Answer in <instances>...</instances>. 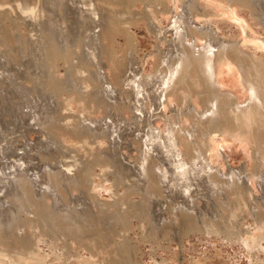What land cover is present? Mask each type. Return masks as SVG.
<instances>
[{"label":"rangeland","instance_id":"1","mask_svg":"<svg viewBox=\"0 0 264 264\" xmlns=\"http://www.w3.org/2000/svg\"><path fill=\"white\" fill-rule=\"evenodd\" d=\"M41 1H25L43 5L34 19L1 0L0 253L10 264H264V240L253 241L264 136L210 133L218 114L196 111L212 107V94L162 85L184 20L185 46L216 44L219 95L248 108L237 59L264 78V0H192L200 12L188 16L184 0H98L99 19L88 2ZM174 135L185 168L196 167L186 193L161 146Z\"/></svg>","mask_w":264,"mask_h":264},{"label":"bare ground","instance_id":"2","mask_svg":"<svg viewBox=\"0 0 264 264\" xmlns=\"http://www.w3.org/2000/svg\"><path fill=\"white\" fill-rule=\"evenodd\" d=\"M18 4V11H20V13L22 14V16L24 15H27L28 17H35V18H39L41 16V10L38 9L39 6H43L42 4H40L39 6H36V7H31L30 4L28 2H25L26 0L22 1V0H15ZM37 1V0H36ZM39 1V0H38ZM41 1V0H40ZM54 1V0H53ZM79 1H82V3H87L86 5H88V7H90L92 14H99V12L101 13V9H98L99 7L101 8L102 5H100L98 2V0H79ZM34 2V1H33ZM42 2V1H41ZM40 2V3H41ZM3 3V4H1ZM102 3V1H101ZM6 4V3H5ZM33 4V3H32ZM44 4V3H43ZM76 4V3H75ZM5 6L4 5V2H1L0 0V7L1 6ZM38 5V4H36ZM53 4L50 5V9H51V6ZM82 5V4H81ZM100 5V6H99ZM184 9L187 11L186 13V16L188 15H194L195 12H200V9H199V5L197 2H193L192 0H184ZM35 6V5H33ZM48 6V5H47ZM46 6V3H45V7L42 8V9H45L47 8ZM54 6V5H53ZM77 6V5H75ZM86 7V6H85ZM87 7V8H88ZM49 8V7H48ZM79 8V7H77ZM77 8L75 9V7L73 9H75L76 11V14L79 12H82L79 8V12H77ZM83 8V6H82ZM48 9V10H50ZM86 9V8H85ZM44 11H47V9H45ZM74 11V10H73ZM72 11V13H73ZM99 11V12H98ZM49 12V11H48ZM51 12V10H50ZM53 12V11H52ZM45 13V12H44ZM55 13V12H54ZM75 13V12H74ZM53 14V13H51ZM80 14H83V13H80ZM98 14L96 15V17L98 16ZM102 14V13H101ZM86 15V14H85ZM100 15V14H99ZM19 16V15H18ZM17 16V17H18ZM45 16V15H44ZM81 16V15H80ZM21 17V16H20ZM25 17V16H24ZM94 17V16H93ZM100 17V16H99ZM34 18V19H35ZM84 18V17H83ZM98 18V17H97ZM184 18V17H183ZM181 18V19H183ZM99 19V18H98ZM185 19V18H184ZM37 20V19H36ZM41 20V19H40ZM96 20V18H95ZM187 20V19H185ZM184 20H181L180 22H178V24L180 25V27L182 28L183 30V33H176L174 34L175 35V38L177 37L178 41H175V42H179V43H175L176 44V47L180 45L179 49L174 47L175 50L177 51V53L175 52L176 54V57H175V60L173 62V64L171 65V67L169 69H167L168 71V74L166 76V79L165 81L162 82V85L164 86H167L170 87L172 85V88H173V85H176V84H182L183 86V89H190L196 96L199 95V94H206L205 97L206 100L205 101H209L207 100L211 95V97L209 99H212V102H209L212 104V107H209L206 105L207 108L204 109V112L203 113H197L196 111V114H201L200 116L198 117H205V114L207 113H211V114H215L217 115L216 118H211L210 120H207V124L206 125H211L209 126V132L210 133H213V132H216V131H220L221 128L223 126L225 127H237L239 129H242L244 127H247L249 128L248 129V132L249 134L251 133L255 139L259 138V137H262L261 135L264 136V101H263V90H264V78L260 76L259 74V71L255 72L253 77L250 76V70H249V66L248 64L246 63V61L242 58H238L237 59V64L239 66V69L240 71L244 74V83L246 85V88H247V91L249 92V96H250V104H249V107L246 108L245 110L244 109H239L238 107V103L237 101L233 100V99H230L229 97H224V96H221L219 95V91L218 89L216 88L217 84L215 82V67H214V59L212 58V56L209 54L212 49L214 48H217L215 45V43H213V41H209V43H207L201 50H195L197 48V45L196 44H192L191 46H185L184 43L185 41H188V36H193L192 34V31H188V28L186 26V23L184 24ZM189 22L192 23V20L189 19ZM188 24V23H187ZM176 30V28H175ZM164 30L162 29L161 31V34ZM195 31V30H194ZM188 32H191L192 35H190V33ZM197 33H204V30H196ZM160 33V32H159ZM167 33V31H166ZM166 33L163 35V39H165L164 37H166ZM194 33V32H193ZM160 34V35H161ZM168 34V33H167ZM205 35V34H204ZM90 36V34H89ZM197 36V35H196ZM193 38V37H192ZM97 39V38H96ZM99 39V38H98ZM161 41L163 40L162 37L160 38ZM196 39V37H195ZM206 39V38H205ZM210 39V38H209ZM176 40V39H174ZM207 40H208V37H207ZM164 41V40H163ZM101 42V41H100ZM92 43V42H91ZM101 45V43H99ZM174 44V45H175ZM179 44V45H178ZM215 44V45H213ZM217 46L220 47V45L217 44ZM101 47V46H99ZM98 48V47H97ZM94 49V48H93ZM99 49V48H98ZM220 50V49H219ZM225 50V48H224ZM233 50V49H232ZM102 51V50H101ZM235 51V49L233 50ZM232 51V52H233ZM240 51V50H239ZM94 52V51H93ZM226 52V50H225ZM228 52V51H227ZM239 53V52H238ZM94 55H97V53L95 54V52L93 53ZM221 53H218V55H220ZM236 54V53H235ZM222 55V54H221ZM92 56V55H91ZM95 58V57H94ZM92 59V58H91ZM55 60V59H54ZM98 60V59H97ZM53 61V60H52ZM84 70V69H83ZM191 70H194L196 71V76H191L190 73H191ZM256 70V68H255ZM86 71V70H85ZM87 73V72H86ZM262 73V72H261ZM259 74V75H258ZM140 82V81H139ZM109 84V83H108ZM141 86V83L138 84L137 87H135V89L137 88H140ZM166 88V89H167ZM190 91V92H191ZM132 93V92H131ZM138 94V92H136ZM170 93V92H169ZM168 93V94H169ZM208 93V94H207ZM167 92H166V95H164L163 97H166L167 95ZM208 95V96H207ZM204 96L202 95V97L204 98ZM204 100V99H203ZM207 103V104H209ZM190 109V108H187V110ZM192 110V109H191ZM194 111V110H193ZM190 112V111H189ZM191 113V112H190ZM189 113V114H190ZM195 112H193L194 114ZM188 114V115H189ZM195 115V114H194ZM197 118V117H196ZM195 118V120H196ZM192 120H194V118H191ZM198 119V118H197ZM81 121V120H80ZM79 122V121H78ZM75 123V122H74ZM77 123V122H76ZM202 123V122H201ZM199 125V123H197ZM201 125V124H200ZM203 126V124L201 125ZM92 133V132H91ZM106 135V134H105ZM104 135V136H105ZM207 135V134H206ZM150 137H153L152 135H149ZM101 137V136H100ZM106 137V136H105ZM98 138V136H97ZM102 138V137H101ZM100 138V139H101ZM108 138V137H107ZM99 139V140H100ZM98 140V139H97ZM105 141V140H102V142ZM167 143H164V145H161L162 146V149H167V152L169 154V164L171 165L172 167V170H171V173L174 175V178L176 179L175 181L177 182H180L183 183L180 185V187H183L186 189L185 193L187 192V190L189 189V187L191 186V181H192V174L195 172V168L196 167H191V169H186L185 167L188 165V163L185 161V159L183 160L181 157H183V153L181 152V150L179 149V146L177 144V141H178V137L177 135H174V137L172 138H167ZM99 142V141H97ZM133 142V140L131 141ZM96 143V141H95ZM101 144V142H99ZM104 143V142H103ZM89 144V143H87ZM91 145V143H90ZM83 146V145H82ZM92 146V145H91ZM95 146V145H94ZM93 146V148H94ZM99 146V145H98ZM112 146V145H111ZM115 146V145H114ZM109 147V145L107 146ZM105 148V146H104ZM103 149V148H102ZM195 149V148H194ZM66 150V149H65ZM106 150V148H105ZM211 150V149H210ZM113 151V150H112ZM206 151V150H205ZM111 152V150L109 151ZM108 154V152H106ZM113 153V152H112ZM111 154V153H110ZM114 154V153H113ZM202 153H199V157L198 156H195V158H200ZM109 156V155H108ZM107 156V157H108ZM75 157V156H74ZM78 161V160H77ZM195 163V162H194ZM114 164V163H113ZM193 164V163H192ZM196 164V163H195ZM109 165V164H108ZM124 165V164H123ZM115 166V165H113ZM117 166V165H116ZM128 167V165H126ZM125 166V167H126ZM193 166V165H192ZM196 166V165H195ZM69 167V166H68ZM109 167H111L109 165ZM118 167H119V164H118ZM116 167V168H118ZM124 167V166H123ZM124 167V168H125ZM131 167V166H130ZM120 168V167H119ZM118 168V170H119ZM154 168V167H153ZM71 169V168H70ZM77 169V168H76ZM130 169V168H129ZM132 169V167H131ZM131 169L128 171L130 172ZM72 170V169H71ZM121 170V168H120ZM119 170V171H120ZM123 170V168H122ZM121 170V171H122ZM134 170V169H133ZM132 170V171H133ZM70 171V170H69ZM74 171V170H73ZM115 171V170H114ZM125 169L123 170L122 173H124ZM131 171V173H132ZM200 172H203V169L200 168L199 170ZM72 172V171H71ZM136 172V171H135ZM141 175H143L145 172L142 170L141 171ZM169 172V171H168ZM70 173V172H69ZM73 173V172H72ZM120 173V172H118ZM126 173V172H125ZM127 174V173H126ZM132 174H135V173H132ZM70 175V174H68ZM120 174H118L119 176ZM140 175V173H139ZM138 175V176H139ZM133 176V175H132ZM137 176V177H138ZM146 173H145V177L144 175L142 177H139V178H143L144 177V180L146 178ZM149 176V175H148ZM194 176V175H193ZM71 177H72V174H71ZM75 177V176H74ZM196 177V176H195ZM120 178H123L125 179V177L123 176H120ZM132 178V177H131ZM135 178V177H133ZM149 180H150V176L148 177ZM146 178V179H148ZM196 179V178H195ZM247 179V178H246ZM259 180H261V182H263L264 184V177H260ZM135 181V180H133ZM143 181V179H142ZM147 181V180H145ZM151 182H149V184L152 185V180H150ZM244 181V180H243ZM132 182V180H131ZM148 182V181H147ZM138 183V182H137ZM142 183V182H141ZM233 184V182H232ZM141 185V184H140ZM142 186V185H141ZM243 186V185H242ZM249 185L244 184V187L246 188L247 187V190L249 194L252 195V188H249L248 187ZM264 187V185H260V187ZM152 187V186H151ZM237 187V186H236ZM142 188V187H141ZM239 189V188H238ZM237 190V189H236ZM264 190V189H263ZM250 195V196H251ZM43 198H46V196ZM48 198V197H47ZM82 202H85L83 200H81ZM81 202V203H82ZM88 202V201H87ZM85 203L86 205L88 203ZM74 203V202H73ZM71 203V204H73ZM80 203V204H81ZM249 203V202H248ZM75 205V204H74ZM74 205H72V207L74 208L73 211H75V207ZM251 205V204H250ZM76 206V205H75ZM92 206V205H91ZM248 206V205H247ZM86 207V206H85ZM88 207V205H87ZM258 206L256 205V207H254L255 209L257 208ZM264 207V205H263ZM83 210V209H82ZM90 210V209H89ZM77 211L79 210H76V212H74L75 214L78 213ZM84 211V210H83ZM81 211V212H83ZM86 211V209H85ZM86 213V212H84ZM257 213V212H256ZM79 214V213H78ZM83 214V213H81ZM72 218V217H71ZM74 218V217H73ZM1 222V221H0ZM13 223V222H12ZM11 223V224H12ZM3 223L1 222L0 225H2ZM260 235L257 237V239L253 240L254 242H256L257 244L260 243L262 240H264V219H261L260 222ZM0 230H1V226H0ZM93 239V238H91ZM23 246V245H22ZM28 247V246H27ZM26 247V248H27ZM51 247V246H50ZM23 248V247H22ZM31 248L33 249V246H31ZM24 250V248H23ZM28 251H32L30 249H27ZM26 250V251H27ZM26 251H22V252H25ZM18 253V252H16ZM28 254H31V255H34L36 254V250L35 252H31ZM19 255V254H18ZM23 256V255H22ZM32 257V256H31ZM33 258V257H32ZM13 260V261H12ZM19 261L21 260L20 258L18 259ZM15 262L17 261L16 259H14V257H10V255H7V254H4V253H0V264H10L9 262Z\"/></svg>","mask_w":264,"mask_h":264}]
</instances>
